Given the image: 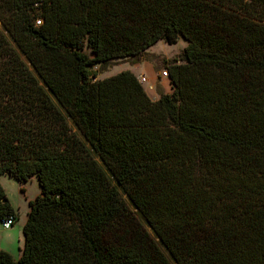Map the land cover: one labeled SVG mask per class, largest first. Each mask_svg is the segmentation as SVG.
<instances>
[{"label":"trees","instance_id":"obj_1","mask_svg":"<svg viewBox=\"0 0 264 264\" xmlns=\"http://www.w3.org/2000/svg\"><path fill=\"white\" fill-rule=\"evenodd\" d=\"M0 21V178L40 186L0 264H264V0H0ZM180 38L155 100L90 69Z\"/></svg>","mask_w":264,"mask_h":264},{"label":"rangeland","instance_id":"obj_2","mask_svg":"<svg viewBox=\"0 0 264 264\" xmlns=\"http://www.w3.org/2000/svg\"><path fill=\"white\" fill-rule=\"evenodd\" d=\"M1 25V21H0ZM187 45V42L180 38L179 41L175 44H168L163 40L159 41L157 44L149 47L146 50V54L142 57L140 62L132 58H116L112 59L105 68L101 67L100 63H96L90 69L92 72H97V79H102L115 75L123 70H131L134 72L139 80L141 76L147 78V82L142 83L144 85L147 94L151 99H157L163 93H171L173 91V86L169 78L163 76V71L166 70L164 65V60H176L178 62L183 61L184 49ZM87 52L90 53L89 50ZM150 86L152 88H150ZM73 125V123L71 122ZM35 178V177H34ZM3 187L6 190L7 196L16 210L17 218L19 216L20 220L27 214L28 204L24 200L26 197V192H21L20 182L9 175H2L0 178ZM27 190V196L34 197L40 190L38 179H30L27 182L23 183ZM23 187V189L25 190ZM29 212V211H28ZM139 218L142 220V217L138 214ZM170 260L173 261L172 256L165 246H161Z\"/></svg>","mask_w":264,"mask_h":264},{"label":"crops","instance_id":"obj_3","mask_svg":"<svg viewBox=\"0 0 264 264\" xmlns=\"http://www.w3.org/2000/svg\"><path fill=\"white\" fill-rule=\"evenodd\" d=\"M35 178L33 177V179ZM20 186L25 188L24 184H20ZM25 192L26 197L24 198V200L28 204L26 216L23 217L22 220H20L18 216L13 226L8 229L4 228L2 223L0 222V249L9 252L15 259H18L22 255V250L25 244V236L23 229L29 211V201L35 199L36 196L40 194L39 190V192L34 197H29L27 196L26 188Z\"/></svg>","mask_w":264,"mask_h":264},{"label":"built area","instance_id":"obj_4","mask_svg":"<svg viewBox=\"0 0 264 264\" xmlns=\"http://www.w3.org/2000/svg\"><path fill=\"white\" fill-rule=\"evenodd\" d=\"M163 76L169 78V74H168L167 69L163 71ZM145 79H146L145 76H141L140 82L143 83L145 81ZM15 222H16L15 218L9 217L2 222V225L4 228L8 229V228L12 227Z\"/></svg>","mask_w":264,"mask_h":264},{"label":"bare ground","instance_id":"obj_5","mask_svg":"<svg viewBox=\"0 0 264 264\" xmlns=\"http://www.w3.org/2000/svg\"><path fill=\"white\" fill-rule=\"evenodd\" d=\"M145 82H147V78L145 79V81L143 83H145ZM150 88H152V87L150 86Z\"/></svg>","mask_w":264,"mask_h":264}]
</instances>
